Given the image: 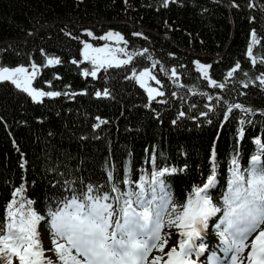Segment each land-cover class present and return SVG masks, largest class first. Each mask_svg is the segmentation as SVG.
I'll return each mask as SVG.
<instances>
[{"label":"trees","instance_id":"obj_1","mask_svg":"<svg viewBox=\"0 0 264 264\" xmlns=\"http://www.w3.org/2000/svg\"><path fill=\"white\" fill-rule=\"evenodd\" d=\"M253 30L260 41L253 47L255 66L247 55ZM110 31L124 38L119 58L132 54V59L100 69L95 79L85 77L91 64L83 61L81 41L98 46L103 43L98 37ZM49 58L61 63L45 66ZM197 61L211 65L208 75L225 87L209 86ZM261 61L264 0H0V65L31 70L35 63L39 71L32 87L61 93L35 103L10 82H0V221L6 219L12 192L23 184L32 208L46 217L40 226L51 244L50 208L57 210L73 195L83 199L88 185L99 188L93 195H105L112 183L130 178L134 183H121V190L138 191L141 176L151 180V156L157 168L177 169L162 178L165 191L173 203H186L193 186L206 182L215 146L217 184L209 194L221 211L210 218L209 228L219 237L226 226L220 222L231 161L238 157L241 170L249 167L258 151L255 139L264 142ZM237 62L240 69L228 77ZM145 68L160 81L151 86L164 93L151 103L127 78ZM235 103L255 115L234 109L224 120L227 105ZM100 120L107 123L95 128ZM167 219L165 213V224Z\"/></svg>","mask_w":264,"mask_h":264},{"label":"snow or ice","instance_id":"obj_2","mask_svg":"<svg viewBox=\"0 0 264 264\" xmlns=\"http://www.w3.org/2000/svg\"><path fill=\"white\" fill-rule=\"evenodd\" d=\"M232 6L238 7L235 4ZM86 35L93 39L97 38L91 31H88ZM250 36L251 43L248 45L247 55L255 66L257 59L253 57V47L260 41L254 30ZM113 38L118 42L124 40L119 33L111 31L98 37L105 41ZM81 42L83 43L81 53L83 61L91 64V69L83 72L85 77L91 76L95 79L100 69L121 67L132 59V54H128L127 60L116 59L107 44L104 47H93L90 43ZM116 51L124 50L116 49ZM60 63L59 59L49 58L45 66ZM72 63L79 62L72 60ZM196 68L208 81L209 86L220 89L225 87L224 84L217 83L208 75L211 65H204L197 61ZM31 69L29 72V69L24 66L10 68L0 65V82H10L15 88L31 97L35 103H42L43 97L55 98L61 95L57 91L46 92L33 88L32 81L39 69L35 63L31 65ZM239 69L240 64L237 62L227 76L232 77ZM172 75L176 76L175 69L172 70ZM144 77L155 80L157 84L160 83L147 68L139 75L132 70L131 76L127 78L134 79L140 87L145 89L151 103L157 96H163L164 93L147 86L142 79ZM257 80L261 86H264V74L257 77ZM244 87H248V84ZM200 94L205 95V93ZM70 95L74 96L77 93ZM100 95V92L96 93L97 97ZM109 95L107 90L103 92V96ZM217 99L220 98L217 97ZM234 109L245 115H255L251 108H246L239 103L228 104L224 120L229 118V114ZM211 111L213 108L209 107V112ZM179 115L182 117L185 113L181 112ZM201 115L207 116L208 113H201ZM260 115L264 116V112ZM207 122L211 123V120ZM105 123H107L106 120H100V123L94 127L99 128L100 124ZM239 123L243 126L245 120L240 119ZM239 135L243 138V127L239 130ZM255 144L258 151L252 155L249 167L241 170L239 158L233 157L229 169L231 175L227 182V192L223 197L225 211L220 224L226 226L218 234L221 243L225 246L223 248L225 261H230V264H244L245 259L248 264H264V161H262L264 142L256 138ZM150 160L154 165L151 180L148 181L141 176L140 182L135 184L138 191L132 187H129L127 191L121 190V183L125 185L134 183L130 178L112 183L109 194L105 195H93V192H99V188L94 189L92 185H88L87 191L83 193V199L73 195L71 199H65L63 206L57 210L50 208L48 216L51 218L52 246L47 249L42 246L41 234L38 231V225L41 221H45L46 217L32 208L34 201L24 196L23 184L15 188L11 194V202L6 206V219L0 221V264H16V262L18 264H197V260L192 258L193 254L198 258L205 252V246L202 243L198 246L196 242L202 240L203 234L209 228L210 218L221 211V208L213 203V198L209 194L217 184L215 146L211 152V170L206 177V182L202 185H194L186 203L182 204L173 203L172 198L165 191V180L162 179L166 174L175 173L177 169L157 168L156 157L151 156ZM21 167H24L23 163ZM107 175L108 180L112 181V172L109 171ZM111 193H117V195L112 196ZM158 198L160 203H157ZM110 200L113 202H109ZM170 205L171 211H169ZM165 213L168 214V227L178 229L181 237L178 244L173 243L170 247L169 240L172 234L162 235V229L165 227ZM219 227L220 225H217V228ZM250 237L252 239L249 243ZM166 248L168 251H165ZM153 250L161 255L149 261ZM246 250L247 256L242 259V254ZM229 253L232 255L229 256ZM216 260L217 257L213 253L210 264H216Z\"/></svg>","mask_w":264,"mask_h":264},{"label":"rangeland","instance_id":"obj_3","mask_svg":"<svg viewBox=\"0 0 264 264\" xmlns=\"http://www.w3.org/2000/svg\"><path fill=\"white\" fill-rule=\"evenodd\" d=\"M120 43H121V41L118 42L115 38H113V39L108 40V41L103 40V43H101L98 46H93V47H104L105 44H107L108 47H109V49L112 50V55L115 56L116 59H118V60H127L128 58H126V59L119 58V54H121L123 52L116 51V49H122ZM31 70H29V72H31ZM142 79L145 80L147 86L153 87L150 84V82L152 81L151 79H149L148 77H144ZM153 88H155V87H153ZM146 94H147V92H146ZM147 96H148V94H147ZM209 227H210V221H209ZM208 230H210V228H208L205 231V233L203 234L204 239L202 238V240H198L196 242L198 246L201 243L205 246V252L202 253L198 258L195 256V254H193V257L192 258L195 259V260H197V264H210V258L212 257L213 253H215V256L217 257V259H219L220 257L222 258V263L221 264H230V261H225V255H224V252H223V248L225 246L221 243L220 237H217L216 234H211V232L208 231ZM38 231L41 234L40 235V239L42 241V246L45 249L51 247L52 245L50 244V241L48 239V236H47L46 232L44 231V229L40 226V224L38 225ZM164 233H171L172 234V237L169 240V247L173 243H177L178 244L179 239H181V237L179 236V230L176 229L175 227H171L170 228V227H168L167 224H165V227L162 229V235ZM251 239L252 238L250 237L249 238V243L251 242ZM165 251H168V248H166ZM46 255H50V254L49 253H46ZM157 255H161V254L158 251L153 250L152 253H151V255H150V257H149V261H151V259L153 257L157 256ZM230 255H232V254L229 253V256ZM246 256H247V250L242 254V257L241 258L243 259V257H246ZM205 258H206V260H204ZM16 264H18V262H16ZM244 264H248V262H247L246 259L244 260Z\"/></svg>","mask_w":264,"mask_h":264},{"label":"bare ground","instance_id":"obj_4","mask_svg":"<svg viewBox=\"0 0 264 264\" xmlns=\"http://www.w3.org/2000/svg\"><path fill=\"white\" fill-rule=\"evenodd\" d=\"M220 263H222V258H221V262Z\"/></svg>","mask_w":264,"mask_h":264}]
</instances>
